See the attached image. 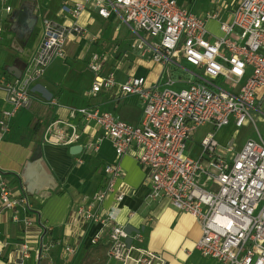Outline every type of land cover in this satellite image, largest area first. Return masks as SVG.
Instances as JSON below:
<instances>
[{
    "label": "built area",
    "instance_id": "1",
    "mask_svg": "<svg viewBox=\"0 0 264 264\" xmlns=\"http://www.w3.org/2000/svg\"><path fill=\"white\" fill-rule=\"evenodd\" d=\"M91 4L102 19L115 15L124 23L138 37L133 47L142 58L150 55L152 61L162 64L167 79L150 86L145 77L130 76L118 82L113 71H105L106 55L94 52L89 61L95 75L93 93L115 90L118 99L138 97L142 107L139 122L129 123L98 107L71 108L68 120L45 125L44 143L73 147L94 127L111 141L117 159L130 149L138 150L137 161L148 172L151 198L168 199L175 209L199 221L202 236L196 248L204 257L223 264H264V141L249 139L236 151L231 140L225 150L233 155L225 157L217 153L220 144L211 132L201 141V154L190 155V143L202 126L212 124L217 131L231 123L243 128L246 122H255L257 93L264 90V0H238L231 18L221 22L222 35L215 40L209 39L212 33L207 22L218 19L217 14L198 16L178 0L66 3L61 13L74 25L56 27L42 18L44 38L24 74L13 80L0 78L11 105L0 114V146L12 130L13 119L31 103L32 85L43 77L52 58L61 54L67 40L86 36L90 43L105 47L99 37L78 25ZM6 11L10 13L12 8L6 7ZM175 68L182 75L173 74ZM225 82L235 85V90L222 88ZM175 87L182 89L176 91ZM102 139L89 141L84 147L96 153ZM103 172L105 183L76 209L71 224L109 228L108 256L122 264H166L161 254L147 248L143 232L130 233L117 222L127 196L118 186L123 175L121 164H107ZM111 195L114 204L107 209L105 202ZM22 206L26 213L32 211L25 195L15 192L13 181L0 169V208L25 229L26 240L19 247L23 264L31 257V243L37 245L39 257L50 245L44 241L45 227L30 215L20 217ZM34 227H38V235L32 241L28 238ZM66 250L76 253L72 247Z\"/></svg>",
    "mask_w": 264,
    "mask_h": 264
},
{
    "label": "crops",
    "instance_id": "2",
    "mask_svg": "<svg viewBox=\"0 0 264 264\" xmlns=\"http://www.w3.org/2000/svg\"><path fill=\"white\" fill-rule=\"evenodd\" d=\"M213 1L215 7H202L198 14L185 7L198 16H206L208 12L217 14L218 19L207 22L212 33L210 40L222 35L221 22L228 21L237 8L218 7L219 0ZM66 3H73V0H7L5 4L0 3V78L4 76L13 80L24 74L44 38L42 18L56 27L69 28L74 25L70 17L61 13ZM6 7H11L12 11L8 13ZM34 17L39 21L36 24L33 22ZM121 23L115 15L104 20L94 7L87 8L79 18L78 25L86 28L91 36L99 37L105 47L90 43L86 36L67 40L61 54L52 58L43 77L32 85L31 103L13 119L12 130L0 146V169L13 181L15 192L25 195L32 209L28 214L25 206L20 207V217L30 215L47 229L44 241L49 243V250L39 257L37 245L31 243V257L24 260L23 264H122L108 256L109 228L88 223L71 224L76 209L105 183L104 166L113 163L121 164L123 175L118 186L127 191L117 217L119 224L130 233L143 232L147 248L161 254L166 264H223L204 257L197 250L202 230L196 218L175 209L168 199L151 198L148 172L137 161L140 154L138 150L130 149L121 159H117L111 141L94 127L88 128L79 144L83 150L78 155L71 154V147L44 143L45 125L57 119L68 120L71 108L98 107L119 116L121 107L131 106L139 108L142 114L136 96L118 99L115 90L93 93V81L90 84L92 76H87L85 72L91 55L101 52L107 57L105 71H113L118 82H124L130 76L145 77L148 86L163 81L165 75L162 64L152 61L150 55L142 58L133 47L134 42V51L128 50L126 38L131 31L126 26L128 32L122 35ZM180 73L178 69L173 71L178 76L182 75ZM80 99H83L81 103L87 105L81 106ZM52 100L56 101L55 105ZM260 104H264V96L261 101L257 100L258 107ZM10 108L6 92L0 87V114ZM259 113L262 114L261 111ZM220 130L216 131L212 124L199 128L190 143L191 153L195 157L199 156L201 141L208 133L215 132L220 144L217 153L224 156L225 147L231 140L234 141V137L229 140L219 138ZM96 138L103 139L98 151L92 153L84 146ZM244 144L236 147V151ZM219 149L224 153H219ZM227 154L225 157L233 155ZM39 159L48 174L40 175L42 189L48 187V190L30 195L27 192L25 171L33 160ZM113 204L114 195H111L105 202V208L110 209ZM31 231L28 239L33 241L38 235V227ZM98 232L101 233L100 239L93 242ZM25 240L23 225L12 222L10 213L0 208V264H22L19 247ZM67 247L74 248L76 253H68Z\"/></svg>",
    "mask_w": 264,
    "mask_h": 264
},
{
    "label": "rangeland",
    "instance_id": "3",
    "mask_svg": "<svg viewBox=\"0 0 264 264\" xmlns=\"http://www.w3.org/2000/svg\"><path fill=\"white\" fill-rule=\"evenodd\" d=\"M178 1L181 5H183L182 6L183 8L189 7L197 14L199 13V10H201L202 7H215L216 6L214 4L213 0H178ZM217 5H218V7L221 6V7H232V8H234L238 5V0H219V4H217ZM93 6L94 5L92 4L89 7H93ZM115 19L116 18L114 17L113 20H115ZM120 28H121L120 32L122 35L123 34L125 35L128 32L126 29V25L124 23H121ZM137 38L138 37L135 36L132 32L131 33L129 32V34L126 38V40H127L126 44H127L129 51H132V52L134 51V48H132V44ZM87 65H88V68H86L85 72H86L87 76H89L91 74L92 78L90 79V84H92V81H94L93 76L95 77V75H94L92 69L90 68L89 63ZM181 65L185 66L184 63H181ZM163 78H164L163 80H166L167 79L166 75ZM78 86L81 87L82 84L79 83ZM221 87L226 89V90H229V91L235 90V85H233L231 83H227V82L221 83ZM181 89L182 88H180V87H175L176 91H180ZM257 94H258L259 101H261L263 99V96H264V90H259ZM82 101H83V99H80V104H82L81 106L87 105L85 102L81 103ZM258 109H259V111L262 112V114L259 112H254V114H253V118L255 119L254 123H252V122L250 123L248 121V122H246V125L243 128H237L235 126V124L231 123L229 126H226L219 131L218 137L219 138L223 137V138L228 139V140L232 139L234 137V146L237 148L249 139L260 141V138H261L264 141V104H260ZM218 152L224 153V151H222L221 149H219ZM190 155L194 156L191 153V150H190ZM224 156H228L226 151L224 153Z\"/></svg>",
    "mask_w": 264,
    "mask_h": 264
},
{
    "label": "water",
    "instance_id": "4",
    "mask_svg": "<svg viewBox=\"0 0 264 264\" xmlns=\"http://www.w3.org/2000/svg\"><path fill=\"white\" fill-rule=\"evenodd\" d=\"M34 24L38 22V19L34 17L33 20ZM83 147L80 145L73 146L70 149V152L72 155H78L82 152ZM39 153V151H38ZM26 174H25V182L27 184V192L30 195L39 194L41 192H44L45 190H48V187H45L42 189V182L40 180V175L47 176L46 169L42 165V161L39 160H33L32 163L26 168Z\"/></svg>",
    "mask_w": 264,
    "mask_h": 264
},
{
    "label": "trees",
    "instance_id": "5",
    "mask_svg": "<svg viewBox=\"0 0 264 264\" xmlns=\"http://www.w3.org/2000/svg\"><path fill=\"white\" fill-rule=\"evenodd\" d=\"M141 111L139 108H134L131 106H123L119 110V116L122 120L129 123L136 124Z\"/></svg>",
    "mask_w": 264,
    "mask_h": 264
}]
</instances>
